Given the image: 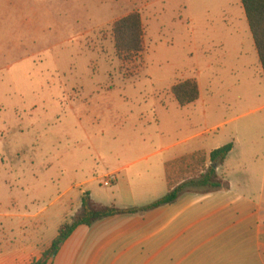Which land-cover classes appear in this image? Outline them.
I'll return each mask as SVG.
<instances>
[{
    "label": "rangeland",
    "instance_id": "374dc122",
    "mask_svg": "<svg viewBox=\"0 0 264 264\" xmlns=\"http://www.w3.org/2000/svg\"><path fill=\"white\" fill-rule=\"evenodd\" d=\"M131 12L143 48L123 58L112 29ZM187 79L199 96L181 107L171 88ZM235 141L234 160L264 164V75L239 0H0V214L39 213L21 235L0 217L13 244L54 235L116 167L199 149L171 175L195 179L203 150Z\"/></svg>",
    "mask_w": 264,
    "mask_h": 264
},
{
    "label": "crops",
    "instance_id": "0c3cea01",
    "mask_svg": "<svg viewBox=\"0 0 264 264\" xmlns=\"http://www.w3.org/2000/svg\"><path fill=\"white\" fill-rule=\"evenodd\" d=\"M219 125L223 123L213 128ZM219 146L203 150L209 164V153ZM237 147L238 142H233L232 150L216 168L228 183L227 189L207 193L191 190L170 204L143 213L118 214L91 226L80 225L47 264H264V164L253 157L251 161L234 160ZM171 149L166 146L160 151ZM199 151H172L140 172L136 169L122 174L129 165L116 167L107 174L116 177L111 190L96 196L88 191L90 198L121 209L150 204L186 181L174 182L171 175L187 165L185 156ZM80 207L81 202L69 216ZM38 215L1 213L0 217L20 220L16 231L21 235L25 220ZM65 222L58 221L53 226L56 233L47 240L37 236L26 242L15 240L16 244L7 239L13 234L12 226L0 223V264L37 260Z\"/></svg>",
    "mask_w": 264,
    "mask_h": 264
},
{
    "label": "trees",
    "instance_id": "16d2710c",
    "mask_svg": "<svg viewBox=\"0 0 264 264\" xmlns=\"http://www.w3.org/2000/svg\"><path fill=\"white\" fill-rule=\"evenodd\" d=\"M243 8L247 26L253 39L257 57L264 75V0H239ZM114 47L119 57H128L143 48V26L140 15L131 12L113 24ZM171 93L181 107L198 99L199 89L195 80L187 79L172 86ZM233 148V143L224 144L209 153L210 164L221 165ZM228 183L217 174L216 168L209 165L198 178L186 180L170 189L163 197L141 207L118 208L114 205H100L93 202L88 192L81 196V207L70 223H63L57 236L41 257L30 264H47L58 251L60 245L80 225L91 226L104 218L118 214L143 213L161 205L174 202L183 192L199 190L204 193L227 189Z\"/></svg>",
    "mask_w": 264,
    "mask_h": 264
},
{
    "label": "built area",
    "instance_id": "2783aa9c",
    "mask_svg": "<svg viewBox=\"0 0 264 264\" xmlns=\"http://www.w3.org/2000/svg\"><path fill=\"white\" fill-rule=\"evenodd\" d=\"M115 179H114V175H108V176H106V178L103 180V185L104 186H110L112 183H113V181H114Z\"/></svg>",
    "mask_w": 264,
    "mask_h": 264
},
{
    "label": "water",
    "instance_id": "95a60500",
    "mask_svg": "<svg viewBox=\"0 0 264 264\" xmlns=\"http://www.w3.org/2000/svg\"><path fill=\"white\" fill-rule=\"evenodd\" d=\"M210 165H212L214 168H217V166H216V165H213V164H210Z\"/></svg>",
    "mask_w": 264,
    "mask_h": 264
}]
</instances>
